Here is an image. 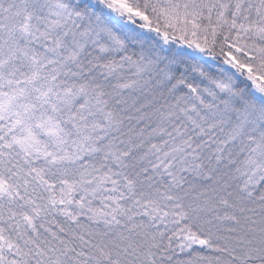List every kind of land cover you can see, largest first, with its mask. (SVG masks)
Returning a JSON list of instances; mask_svg holds the SVG:
<instances>
[{
    "label": "snow or ice",
    "instance_id": "snow-or-ice-1",
    "mask_svg": "<svg viewBox=\"0 0 264 264\" xmlns=\"http://www.w3.org/2000/svg\"><path fill=\"white\" fill-rule=\"evenodd\" d=\"M0 264H264V0H0Z\"/></svg>",
    "mask_w": 264,
    "mask_h": 264
}]
</instances>
